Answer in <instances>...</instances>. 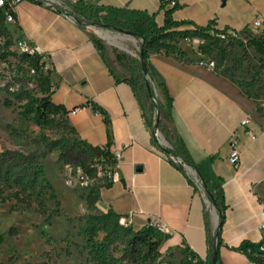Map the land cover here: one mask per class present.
I'll return each instance as SVG.
<instances>
[{"label":"crops","instance_id":"1","mask_svg":"<svg viewBox=\"0 0 264 264\" xmlns=\"http://www.w3.org/2000/svg\"><path fill=\"white\" fill-rule=\"evenodd\" d=\"M55 1H20L16 5L17 21L8 23V28L16 48L24 42L46 59L52 55L51 98L67 108L65 117L77 137L93 147L121 149V161L114 168L116 180L100 188L99 208L104 212L113 208L128 218L134 229L148 222L165 225L169 231L164 249L181 253L191 250L208 260L219 215L196 171L188 165L186 173L181 171L153 142L146 123L151 102L140 99L127 81L132 75L130 59L138 58L134 51L137 37L113 28L82 26L72 14L48 4L71 9L80 1L100 9L101 16L113 10L146 11L155 14L162 26L166 9L161 0ZM258 14L264 16V0H178L170 17L190 22L178 30L212 25L220 30L243 31ZM175 44L180 45V40ZM176 54L175 48L151 52L148 57L159 79L154 82L159 100L163 105L168 102L164 87L172 98L170 115L165 112L163 122L178 135L177 143L187 150L204 179L223 188L227 209L219 264H257L239 246L244 240L259 242L264 237L260 229L264 114L255 112L252 101L237 85L200 65V58L190 53L177 58ZM74 108L79 109L73 113ZM243 119L248 123L241 126ZM233 132L240 141L238 165L230 159ZM158 137L161 145H168L163 136Z\"/></svg>","mask_w":264,"mask_h":264},{"label":"rangeland","instance_id":"2","mask_svg":"<svg viewBox=\"0 0 264 264\" xmlns=\"http://www.w3.org/2000/svg\"><path fill=\"white\" fill-rule=\"evenodd\" d=\"M119 18L127 21L132 15L122 12ZM90 21V25L106 29ZM241 36V39L231 41L201 39L203 42L197 45L192 41L194 37L180 38L181 44H176V51L213 60V70L237 85L250 98L255 112L263 115L264 48L261 50L251 42L254 34L248 30H243ZM136 40L134 51L139 58L141 39L137 37ZM3 48L7 49L5 45ZM9 49L10 52H5L6 67L0 74V153L6 150L34 153L46 178L55 188L59 205L56 200L47 199V212L43 213L34 201L35 197L30 207L14 197L1 204L0 264H94L91 254L93 243L108 244V240L103 231L98 232L93 241L87 234L88 215L104 212L98 201L90 205L87 195L91 188L98 189L105 181L94 179L88 184H68V178L77 177L83 168L81 163L65 162L61 158V146L74 143L78 137L64 118L56 117L50 125H39L34 114L25 116L21 113L24 102L19 101L17 94L26 89L40 96V75L33 74L28 62L22 61L14 43ZM155 80H159L158 77ZM16 189L6 188L4 191L6 195L13 196ZM123 251L121 241L109 244L108 253L111 255L119 258ZM160 252L158 258L144 264H186V257L180 251L161 246ZM121 263L132 264V261Z\"/></svg>","mask_w":264,"mask_h":264},{"label":"trees","instance_id":"3","mask_svg":"<svg viewBox=\"0 0 264 264\" xmlns=\"http://www.w3.org/2000/svg\"><path fill=\"white\" fill-rule=\"evenodd\" d=\"M6 1L8 2L9 0ZM17 1L19 3L22 0ZM30 1L40 4L46 2V0ZM54 8L60 12L72 14L82 26H87L91 20L90 22L93 24L128 32L141 39L139 58L130 59L132 75L127 81L132 85L133 90L140 99L146 98L151 102V112L149 115H146V123L151 127L154 144L161 148L170 161L181 171L184 173L187 172L185 167L186 164L192 167L196 171V175L203 180V187L206 195L218 212L219 223L215 236L210 240L208 260L204 261L198 257V264H212V258L215 252L217 264H219L221 230L225 221V211L227 209L223 188L221 186H212L204 179L190 154L183 145L177 143L178 135L168 129L164 124L162 116L165 115V112L167 116L170 115L172 98L168 95L167 88L164 87L168 102L166 105H163L159 100L154 85V82L157 81L155 80L157 74L149 63L148 57L151 52L175 49V42L180 38L199 37L203 41H211L213 39L221 40L217 36V33L222 29H216L212 25H209L207 27L178 30V27L186 23L189 24L190 22L173 20L170 17L172 8L166 9V21L162 26L157 24L155 14H150L146 11L113 10L110 15L101 16L99 13L100 9L85 6L80 1H77L71 9H66L57 3L54 4ZM8 10V3L3 7L0 6V38L5 40L4 45L7 48L13 44L11 32L5 21ZM122 12L130 13L132 18L127 21L122 20V18H119ZM251 42L255 44L257 48L263 50V37L254 36ZM202 44L204 45L205 43ZM141 54H143V56H141ZM184 54L185 53L177 52L176 57L183 58ZM41 57L42 55L39 53L35 55H30L28 53L21 54L22 61H27L28 65L33 67L39 66ZM201 59L203 58H200L198 62ZM142 61L145 63L146 73L143 71ZM117 80H119V78H117ZM53 89L54 84L50 78V71L47 74H41L38 83V91L41 93L40 96L26 89L21 90L17 94L19 101L24 102L22 105L24 109L21 113L25 116L34 114L35 121L39 125H50L56 117L64 118L67 121L65 117L68 112L67 108L63 104L55 103L51 98ZM155 111H158V116L156 123L153 124ZM69 127L76 134L75 129L70 125ZM156 128L160 130L164 139L168 142V145L163 146L160 144L159 137L155 135ZM54 144H57V142H54ZM106 146L110 147V145ZM176 156L182 158V163H176L174 161V157ZM61 158L67 163H81L84 172L94 179H104V185H109L111 183L106 177L99 176L97 173L98 164L105 166L115 162L109 148L104 150L101 147H93L86 141L78 138L74 143L61 146ZM188 177L190 182L195 184L193 176L188 175ZM13 187L17 188L14 195H6L4 190ZM100 188L97 189L93 187L90 189L87 195V201L90 205L98 201ZM11 197H14L18 202L28 207L32 206L33 198L35 197L34 201L38 204L43 213L47 212L45 207V201L47 199H54L57 201L53 184L46 178L42 165L38 163L37 158L32 152L22 153L16 150H6L0 153V205L10 200ZM57 205H59V201H57ZM121 217L122 215L117 213L113 208L108 209L106 212H95L88 215L87 234L90 240L93 241V238L100 231L106 233L105 239L108 240V244L103 242L95 245L93 243L91 254L94 264H122L121 262L125 260H131L132 264H144L148 260L158 258L161 254L160 247L168 237V234L161 231L153 222H148L141 228L134 229L131 225L121 224ZM1 239L2 236L0 237V240ZM116 241H121L124 244L123 254L119 258L108 253L109 244ZM239 249L246 252L251 260L257 264H264V255L257 253V251L252 248L250 241L244 240L239 246ZM183 253L186 257V264H192V261L189 260L188 257L193 254V251L187 250Z\"/></svg>","mask_w":264,"mask_h":264},{"label":"built area","instance_id":"4","mask_svg":"<svg viewBox=\"0 0 264 264\" xmlns=\"http://www.w3.org/2000/svg\"><path fill=\"white\" fill-rule=\"evenodd\" d=\"M54 2H56L54 0ZM6 3L9 4V10L6 13V24L8 23H15L17 21L16 19V5L18 4L17 0H9L8 2L6 0H0V6H4ZM49 5H54L56 3L53 2H48ZM161 5L163 8L167 9V8H174L176 6H178V0H161ZM15 12V14H14ZM74 17V16H73ZM84 19V18H82ZM85 20V19H84ZM246 30H248L249 32H251L252 34H254V36H259V37H263L264 38V16L258 14L252 21V24L250 27H248ZM213 33V31H212ZM242 31L241 30H236V29H222L221 31H219L217 33V36L221 39V40H226V41H230V40H235V39H241ZM192 41L194 42L195 45L199 44L200 42H203L201 40V38L199 37H194L192 39ZM4 39L0 38V74L4 71V68L6 67V63H7V57H6V53L5 52H10V47L9 48H3L4 44ZM18 50L21 54L23 53H28L30 55H35L36 53H38L34 46L32 45H27L24 42H20L18 45ZM40 54V53H39ZM42 55V54H41ZM49 59H46L44 55H42L40 62H39V66L38 67H33L31 66V71L33 74H47L52 68H51V56L49 54ZM200 65L206 66V67H210L213 69L214 67V61L211 59H201L199 61ZM79 108H74L72 110L73 113L77 112ZM157 116H158V111L154 112V122L153 124L156 123L157 121ZM246 123H248V119H243L241 122V126L245 125ZM155 133L158 136H162L160 130L158 128L155 129ZM239 137L237 132H233L230 139H229V145L232 149L231 151V155H230V159L231 161L235 164L238 165V161H239V156H240V148H239ZM102 149L106 150L109 148V150L111 151V153L113 154V157L115 159V162L113 164L110 165H101L98 164L97 165V173L99 176H104L106 177L110 182L116 180V176L114 173V168L116 165H118L121 161V149H111L110 147H107L106 145L101 146ZM174 161L176 163H182V158L181 157H174ZM186 165V164H185ZM94 180V178L90 177L86 172L82 171L77 177L72 178L69 177L67 182L68 184H77V185H81V184H88L90 182H92ZM198 182V180H197ZM134 184L132 183V186ZM261 216H262V221L260 223V229L264 235V210L261 212ZM120 223L124 224V225H129L130 221L128 218L126 217H121L120 218ZM156 224V223H155ZM157 225V224H156ZM157 227L163 231L164 233H167L169 231L168 227H166L165 225H157ZM264 248V247H263ZM189 260L192 261V264H198V256H196V254H193L191 256L188 257Z\"/></svg>","mask_w":264,"mask_h":264},{"label":"water","instance_id":"5","mask_svg":"<svg viewBox=\"0 0 264 264\" xmlns=\"http://www.w3.org/2000/svg\"><path fill=\"white\" fill-rule=\"evenodd\" d=\"M224 1V0H223ZM128 33V32H127ZM131 34V33H130ZM141 56H143V54H141ZM142 67H143V71L146 73V66L144 61H142ZM164 143H167L166 140H163ZM191 169V167H189ZM251 246L254 250L257 251V253L263 254L264 255V237L261 241L259 242H251ZM212 264H217V256H216V252L214 253V256L212 258Z\"/></svg>","mask_w":264,"mask_h":264}]
</instances>
